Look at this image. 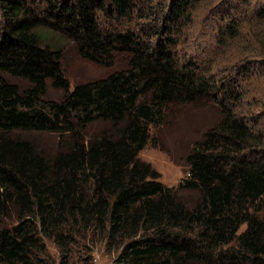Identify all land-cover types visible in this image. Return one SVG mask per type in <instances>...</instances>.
<instances>
[{"label":"trees","instance_id":"trees-1","mask_svg":"<svg viewBox=\"0 0 264 264\" xmlns=\"http://www.w3.org/2000/svg\"><path fill=\"white\" fill-rule=\"evenodd\" d=\"M142 3L0 0V264H34L45 240L62 248L89 233L116 246L115 264H264V149L233 108L235 81L180 62L172 32L147 39L143 27L125 28L136 9L153 16ZM201 5L169 0L163 18L184 26ZM232 20L222 26L237 35ZM44 29L69 37L85 61L111 68L123 57L126 66L71 89L61 50L42 45ZM48 86L63 98L44 101ZM201 100L215 102L221 119L185 156L179 188L199 193L189 207L139 154L170 106ZM99 122L115 132L87 138ZM16 131L68 135L72 143L50 158L10 136Z\"/></svg>","mask_w":264,"mask_h":264},{"label":"rangeland","instance_id":"rangeland-1","mask_svg":"<svg viewBox=\"0 0 264 264\" xmlns=\"http://www.w3.org/2000/svg\"><path fill=\"white\" fill-rule=\"evenodd\" d=\"M138 1L150 5L153 16L146 17L136 9L134 22L131 25L126 23L125 28L143 27L147 39L149 36L165 39L170 34L168 32H172L180 62L194 60L202 71L214 76L217 81L233 79L236 85L234 94L237 93L239 99L232 104L236 115L252 128L253 141H257L252 143L259 144L256 148L264 149V24L257 21L259 17H264V0H202V5L191 11L184 26L180 27L163 18L169 0ZM140 17H143L142 20H139ZM227 17L238 21L237 35H231L222 26ZM135 23H138L137 26ZM224 33L228 34L225 40L222 39ZM40 34L42 45L48 44L61 50L64 76L71 89L79 83L106 77L126 66L123 57H118L111 68L90 63L78 55L75 43L65 34L47 29L41 30ZM233 71L235 73H231ZM11 81L22 90L29 86L21 79ZM62 98V90L48 86L43 100ZM220 119L218 105L210 100H201L195 105H172L167 111L164 125L153 131L149 144L139 154L141 161L151 164L159 172V181L174 190L178 199L189 207L198 201L199 193L179 188L182 179L187 177L185 156L194 141L217 125ZM114 132L110 123L99 122L88 126L85 135L90 138L97 133ZM10 136L31 141L41 153L50 158L72 143L68 135L62 141L54 133L16 131ZM44 245L46 253L41 257L42 260L34 264H115L118 254L116 246L98 233L74 234L61 244L62 248L50 240H45Z\"/></svg>","mask_w":264,"mask_h":264}]
</instances>
